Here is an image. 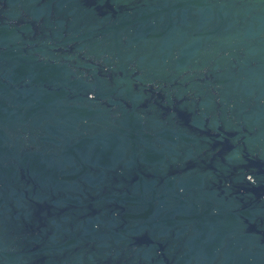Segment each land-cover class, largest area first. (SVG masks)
<instances>
[{"label":"water","instance_id":"obj_1","mask_svg":"<svg viewBox=\"0 0 264 264\" xmlns=\"http://www.w3.org/2000/svg\"><path fill=\"white\" fill-rule=\"evenodd\" d=\"M0 264H264V0H0Z\"/></svg>","mask_w":264,"mask_h":264}]
</instances>
